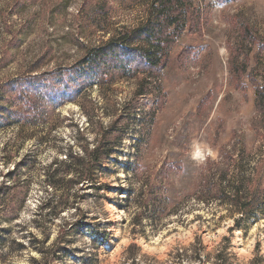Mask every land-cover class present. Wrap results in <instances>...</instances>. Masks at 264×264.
I'll return each mask as SVG.
<instances>
[{
	"label": "rangeland",
	"instance_id": "rangeland-1",
	"mask_svg": "<svg viewBox=\"0 0 264 264\" xmlns=\"http://www.w3.org/2000/svg\"><path fill=\"white\" fill-rule=\"evenodd\" d=\"M25 1L28 6L22 15L9 19L13 33L23 32L16 45L9 43L12 33L0 32V54L6 52L9 58L0 68V83L27 72L69 71L84 48L101 45L108 40L107 33L143 25L153 0ZM189 1L202 15L195 55L170 73L152 75L153 91L139 101L144 114L153 112L156 125L153 143L147 142L142 159L138 156L142 167L160 170L163 162L183 165L180 174L166 179V209L180 204L177 213L158 220L141 215L140 224L135 217L141 183L126 173V167L136 163L139 117L130 118L123 141L98 173L99 191L89 181L71 184L70 202L76 211L39 212L41 202L58 194L47 184L46 168L55 160L63 161L69 151L91 148L93 134L108 126L132 99L142 76L111 86H89L75 101L45 113L36 124L0 128L1 196L10 201L0 203V221L11 214L15 218L0 239V264H264V219L251 224L222 203L203 204L182 193L191 190L206 159L210 164L223 162V149L232 151L233 132L249 148L258 146L260 139L251 128L257 115L250 77L255 70L264 73V0H237L223 7H211V0ZM97 5L108 11L99 21L105 33L93 30L90 15ZM11 6L12 0H0V16H7ZM185 37L184 33L178 41ZM206 96H210L206 110L198 114ZM14 166L19 171L7 184L17 182L16 189H2ZM58 184L62 186V180ZM129 189L133 193L126 203L123 198ZM178 194L182 198L176 200ZM66 220L81 221V228L60 234Z\"/></svg>",
	"mask_w": 264,
	"mask_h": 264
},
{
	"label": "trees",
	"instance_id": "trees-1",
	"mask_svg": "<svg viewBox=\"0 0 264 264\" xmlns=\"http://www.w3.org/2000/svg\"><path fill=\"white\" fill-rule=\"evenodd\" d=\"M235 1L237 0H211L210 4L211 7L215 5L223 7ZM27 6L25 0H12V9L7 11V16H0V32L2 36L12 33L9 42L12 45H16L17 37H21L23 32L17 30L13 33L9 19L21 16ZM148 6L147 18L143 25L124 29V32L113 30L107 33L108 40L99 46L84 48L83 56L69 71L39 75L27 72L13 80L0 83V128L3 126L22 128L27 123H38L45 113H52L64 102L75 101L86 87L102 84L111 86L118 81L142 76L136 84L132 99L113 116L108 126L100 128L99 132L93 134L91 148L85 145L79 153L69 151L64 154L63 161L55 160L46 168L47 184L58 194L41 202L40 213L52 211L59 215L65 210L76 211L74 202H70L71 184L79 185L89 181L95 191L101 189V185H97V175L102 166L111 160L115 147L123 141L131 117H139L137 122L140 129L136 139L135 166L130 164L126 167V173L131 172L134 180L141 183L137 194L139 212L135 217H139L140 224L141 215L152 219L156 216L158 220L177 213L180 204L173 203L174 207L166 209V204L169 203V198H166L168 187L166 179L170 174H180L183 165L180 162H163L160 170L142 167L138 156L140 155L142 159L148 148L147 142L150 145L151 141L153 143L152 129L156 125L153 112L149 110L144 114L139 101L143 96L150 97L153 88L149 78L152 75L156 77L170 73L173 68L184 66L194 57L195 41L201 33L202 15L189 0H153ZM107 14L105 6H95V11L90 15L94 31L105 33V30H100L99 21ZM25 24L26 21L23 20V25ZM184 33L186 34L184 40L178 41ZM5 54L6 52L4 55L0 54V68H4L9 61ZM250 81L254 87V108L257 115V118L251 121V128L260 139L258 146L249 148L239 138L237 132H233L232 151L223 149L220 157L223 162L210 164V160L206 159L191 190L182 193L187 199H198L196 201L203 204L209 200L222 203L224 207L253 224L264 219V133L260 132L264 131V120H257L264 119V73L253 71ZM209 97L206 96L199 104L198 114L206 110ZM54 166L55 168L59 166L61 171L58 168L54 169ZM18 171L19 168L14 166L12 172L5 176V181L3 179L2 189L11 191L16 189L17 182L11 186L7 183L10 182L8 178H15ZM59 172L61 178L57 179ZM66 177L70 178L65 180ZM59 180H62V186H59ZM132 193L130 189L125 193L123 199L126 203L130 201ZM2 196L0 187V203L10 202L5 201L6 198L3 200ZM180 198L181 194L175 196L176 200ZM11 215L4 216L0 221V239L9 231L11 221L15 220L13 214ZM37 218L41 219V215ZM70 221L63 222L60 234L81 228V221L75 220L72 223ZM96 223L94 226L98 227ZM92 232L97 235L99 231L95 229ZM102 235L104 238L105 234Z\"/></svg>",
	"mask_w": 264,
	"mask_h": 264
}]
</instances>
